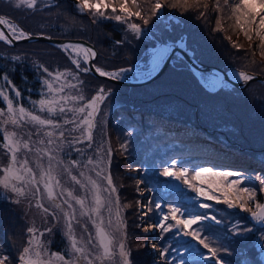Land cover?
<instances>
[{"label": "snow or ice", "instance_id": "snow-or-ice-1", "mask_svg": "<svg viewBox=\"0 0 264 264\" xmlns=\"http://www.w3.org/2000/svg\"><path fill=\"white\" fill-rule=\"evenodd\" d=\"M4 2L12 9H23L33 15L47 10L49 16L55 14V21L62 17L76 20V16L62 10L60 0ZM201 6L205 11H199ZM211 6L216 13L212 31L223 33L230 29L242 34L249 42L247 52L255 56L258 51L264 61V0H211ZM71 7L80 17L87 16L93 25L114 21L123 26L126 37L136 40L147 35L145 29H150L151 22L160 17L165 7H182L186 12L195 9L197 19L205 21L210 15L207 13L209 0H74ZM0 26L7 29V32L0 30V42L9 46L13 42L33 39H56L53 35L56 29L47 33L30 32L3 14H0ZM72 27L74 25L61 23L58 34L70 33ZM225 39L237 52L241 51V45L233 42L231 36ZM115 43L123 44L126 40ZM54 47L64 54L69 66L50 69L43 63L31 62L39 87H28L26 91L37 92V99L24 96L14 85L8 74L14 69H0V102L3 105L0 106V200L17 207L26 204L29 209L37 210L40 218L39 225L35 218L27 223L20 237L23 243L13 245L15 256L0 251V264H134L127 245L130 237L124 216L131 205L121 202L123 185L118 187L114 182V150L105 139L103 118L107 116V102L113 97V90L101 85L89 94L82 78V74L94 69V75L118 82L129 79L127 74L133 69L104 70L93 63L98 55L94 48L83 43L69 40L54 43ZM176 48L186 51L183 36L174 42L162 39L147 54L150 58L146 70L137 69L133 78L149 79L169 59L175 65L182 59L179 52L173 57ZM23 59L19 55L11 57L14 64ZM250 63L256 65L255 60ZM259 71L264 73V65L259 66ZM254 78L243 70L234 74V79L245 85ZM204 84L210 90L226 87L218 78L204 81ZM127 135L131 136L132 132ZM118 151L122 155L127 153V141L119 145ZM159 169H162L159 176L166 178V191L183 185L191 195L184 196L180 203L166 201L162 204V197L157 199L151 195L156 189L147 185L141 188L144 181H137L136 192L147 201H135L140 210L138 214L142 221L143 217L151 219L153 215L156 219L147 227L142 224L136 227L142 228L144 233H159L156 239L165 242H153L145 236L146 242L138 246L139 249L150 247L158 254L153 256V264H186L184 253L172 243L176 237L186 241L183 247L195 259L207 264H227L221 248L213 246L215 242L207 235L211 225L223 224L216 214V205L249 213L252 221L264 224V202L257 199L258 192L264 194V177H258L261 187L257 190L248 186V177L239 171L211 163L192 165L182 156L161 160ZM133 171L139 172V169ZM24 215L28 217L27 212ZM56 228L66 241L62 251H51L49 247L48 237ZM238 228L240 225L234 224L229 231L234 236L252 232L249 228L237 231ZM223 251L227 253L228 250Z\"/></svg>", "mask_w": 264, "mask_h": 264}, {"label": "trees", "instance_id": "trees-1", "mask_svg": "<svg viewBox=\"0 0 264 264\" xmlns=\"http://www.w3.org/2000/svg\"><path fill=\"white\" fill-rule=\"evenodd\" d=\"M73 2L74 0H60L62 10L76 16L75 21L65 17L55 21V14L49 16L47 10L35 15L23 9L15 10L9 5L7 7L1 0L0 14L9 17L30 32L47 33L56 29L53 35L58 39L87 41L94 45L98 52L95 64L107 71L121 67L131 68L140 64H143L146 70L145 65L150 58L147 54L151 48L162 39L164 42H174L183 36L187 45L186 52L198 62L222 71L236 69L264 77V73L259 71V66L264 65V61L261 60L258 51L255 56L247 52L249 42L242 34L233 33L227 29V25L225 26L227 30L223 33L212 31L215 27L216 13L212 11L211 0L207 9V13L210 14L208 21L203 18L197 19L198 11L195 9L186 12L182 7H165L161 10L160 17L154 18L151 22L150 29H145L148 35L142 36L139 40L132 38L131 41L126 38L123 26L114 21L105 20L99 25H93L87 16L80 17L71 7ZM147 7L148 5H145L146 9ZM199 11H205L203 6ZM61 23L74 27L70 33L59 35ZM227 36H231L233 42L241 45L240 52L225 39ZM120 40H126V43L119 45L115 43ZM0 46L4 47L1 44ZM17 48L20 49L16 50ZM22 48H27L36 55L33 61L37 60L36 62L44 65V60L49 55L60 57L64 67L69 66V62L62 52L45 43L19 44L15 48H6L8 54L0 52L6 57L0 58V69H14L8 73L14 85L22 90L24 96L37 99V92L26 91L28 87L38 88L39 85L36 81L35 68L28 59L30 53ZM14 55L24 59L14 64L11 61ZM252 60H255V66L250 63ZM127 75L129 80H137L133 78L134 74ZM210 76V73H201L205 81ZM82 78L89 94L101 85L113 90V97L107 102L109 105L107 116L103 118L104 128L107 140L114 150L112 162L114 182L118 187L123 185L120 188L121 197L124 203L131 205L126 213L130 231L141 233L142 230L136 227L139 214L135 201L139 196L136 193L138 197H135L133 188L137 181H144L140 185L141 188L147 185L156 189L151 195L157 199L162 197L160 199L162 204L166 201L180 203L184 196L191 195L183 189V185L180 191L164 189L166 178L159 176V171L162 170L159 169V164L168 157L182 156L192 165L211 163L219 168L236 170L248 177V186L257 190L261 187L258 177H264V142L252 135L251 131L261 129L264 132V84L254 82L244 91L222 88L211 93L201 86L182 59L168 67L158 80L141 87L117 86L90 73L82 74ZM0 106H3L2 102ZM219 119L228 125L232 121L237 128V134L222 133L221 127L216 124L220 122ZM129 131L132 132L131 136L127 135ZM124 141L128 143V151L122 155L118 149ZM154 167L156 171L151 170ZM133 169H139V172ZM142 199L147 203L143 197ZM257 199L264 202V194L258 192ZM215 208L223 224L211 225L207 235L215 242L213 246L221 248V255L227 264H264L261 257V252L264 251V239H261L264 237V224L255 223L249 213H241L238 209L230 210L224 205H216ZM145 218L147 224L156 219L154 215L151 219ZM23 219L25 218L21 214L20 206L0 200V251L16 255L13 245L23 243V240L19 241L15 237L20 236L19 232L25 228ZM234 224L240 225L237 231L249 228L252 232L234 236L229 231ZM158 236L159 233H154L151 238L154 242L165 243L158 241L156 239ZM141 243L138 238L129 242L134 264H153V260L148 257L147 248H138ZM172 243H175L179 252L184 253L186 264H207L206 261L197 260L185 251L183 245L186 241L183 238L176 237ZM191 243L196 247L194 241ZM223 249H227V253ZM197 250L206 252L202 248Z\"/></svg>", "mask_w": 264, "mask_h": 264}, {"label": "water", "instance_id": "water-1", "mask_svg": "<svg viewBox=\"0 0 264 264\" xmlns=\"http://www.w3.org/2000/svg\"><path fill=\"white\" fill-rule=\"evenodd\" d=\"M0 30H3L5 32H7V29L3 28V26H0ZM147 35H148V33H147ZM69 40H71L73 42H79V43L86 44L87 46L94 48V50L97 52V50H96L94 45L88 43L87 41L81 40V39H58V38H56L54 41L33 39L31 41L13 42V44L11 46H9V45H6V46L13 48V47H15V46H17L19 44L45 43V44H48V45H51V46L54 47V43L67 42ZM177 52L180 53V55L182 57V60L188 65L189 70L197 78V80L199 81L201 86L205 90H207L209 92L215 93V92L219 91L220 89H222L224 86L218 87L215 90H210L209 88L205 87V84H204L205 80L201 79L202 78L201 77V73H204V72L210 73L212 78H218L219 81L222 82V85H226V86H229L231 88H235V89H238V90H241V91H243L247 86H249L251 83H254V82H259V83L264 84V77L263 76L247 72L250 75H254L255 78L253 80L249 81L247 85H245L241 81H239L238 79H234V74L238 72V70H236V69H232V70H229V71H222V70H220V69H218L216 67H211V66L204 65V64L198 62L197 60H195L194 58H192L186 51H182L179 48H176V49L173 50V54H172L173 57L175 56V54ZM97 54H98V52H97ZM98 56L99 55H97V59H98ZM96 60L93 61L94 64H95ZM170 66H173L172 59H169L168 61H166L164 63V65L161 67V69H159L157 71V73H155L149 79L140 80V81H136V82H134V81H123V80L118 81V82L110 81V80H107L106 78H102V77H99L98 75H94V69H93L92 72H90V74L93 75L94 77L98 78V79L107 81V82L112 83V84L117 85V86H121V87H141V86L148 85V84L158 80L161 76L164 75V73L166 72V70ZM180 188H181V186L179 185L176 188V191H179ZM261 257L264 260V251L261 252Z\"/></svg>", "mask_w": 264, "mask_h": 264}, {"label": "rangeland", "instance_id": "rangeland-1", "mask_svg": "<svg viewBox=\"0 0 264 264\" xmlns=\"http://www.w3.org/2000/svg\"><path fill=\"white\" fill-rule=\"evenodd\" d=\"M1 1L4 2V0H1ZM4 3H5V2H4ZM7 7H8V4H7ZM3 8H6V7H3ZM5 17H6V16H5ZM6 18H9V17H6ZM9 19H10V18H9ZM11 20H12V19H11ZM12 21H13V20H12ZM14 22H15V21H14ZM18 26H19V25H18ZM126 38H127L128 40H130V41L132 40V38H128V37H126ZM130 41H129V42H130ZM0 44L4 46V47H1V46H0V52L3 53V54H8L9 51H8L6 48H11V47L6 46V45H5L4 43H2V42H0ZM5 47H6V48H5ZM15 47H16V46H15ZM15 47H13V48H15ZM19 49H20V48H17L16 50H19ZM22 49H23V50H26V51H28V52L30 53V57H28V59H29L30 61H33V57H35L36 55L33 54L32 52H30L27 48H22ZM1 53H0V58H6V57H5L3 54H1ZM43 60H44V59H43ZM34 61H37V60H34ZM44 61H45V66L49 67L50 69H53V68H56V67H59V68L63 69V67H64V65H63V63H62V59H61L60 57H57V56H54V55H49V56H47V57H46V60H44ZM106 65H107V63H106ZM131 68L133 69V73H132V74L135 75L137 69H139L140 71H143V69H144V65H143V64H140V65H134V66H132ZM209 79H212V77L210 76V77L208 78V80H209ZM128 80H129V79H128ZM249 86H250V85H249ZM249 86H247L244 90H246ZM224 88H229V86H226V87H224ZM244 90H243V91H244ZM240 91H241V90H240ZM211 93H212V92H211ZM219 120H220V122H217L216 124H217L218 126L221 127L220 131H221L222 133H227V132H228L229 134H237V128L233 125V122H232V121H230V122H229L230 124L228 125V124H225L221 119H219ZM104 129H105V128H104ZM105 131H106V129H105ZM251 134L254 135L255 137H259V138L262 140V142H264V132H263L261 129H254V130L251 131ZM97 135L99 136V133H98ZM105 139H107V135H106ZM135 176H136V175H135ZM133 190H134V195H135V197H138V196H137L138 194L136 195V193H137V192H136V184H135ZM173 191H174V190H173ZM120 195H121V194H120ZM137 199H140V200L143 201L142 197H138ZM121 202L124 203L122 197H121ZM137 210H138V209H137ZM20 211H21L22 216L25 218V219H23L24 227L27 226V223L30 222L32 218H35V219H36V223H37V225L40 224V218L35 216V215H38V214H37V210H35V209H29L28 206H27L26 204H22V205L20 206ZM139 211H140V210H138L137 213H139ZM25 212L28 213V217H27V218H26L25 215H24ZM126 213H127V209H126L125 212H124V216H125V219H126V222H127V225H128V220H127V215H126ZM49 220H50V222H51V218H49ZM138 224H142V227H147V226H148V224H147V222H146V218L143 217V221H142L141 218H140V215H139ZM141 229H142V228H141ZM23 231H24V230H21V231L19 232V235H20V236H17V235L14 233V235H16L15 237H16L19 241L22 240V239H20V237H22V235H23ZM127 233H128V235H129V237H130V238L127 240V245H128V247L130 248V246H129V242H130V240L138 238V239H140V241H141L142 243H145L146 241H145L144 237H145V236H148V237L151 238V236L154 235V233H156V232L144 233V232L141 230V233H138L137 231H134V230L130 231V230H129V227H127ZM48 239L51 240V243H50V245H49L51 251H62V250L64 249L65 244H66V241L64 240V238H63V236H62V233H61V231H60L59 228L54 229L52 235H51L50 237H48ZM153 242H154V240H153ZM147 250L149 251L148 257L151 258V259L153 260V256L155 255V253H153V251H152V249H151L150 247L147 248Z\"/></svg>", "mask_w": 264, "mask_h": 264}]
</instances>
